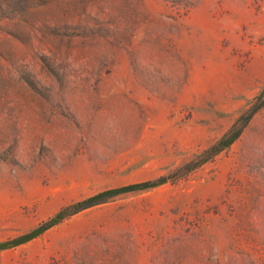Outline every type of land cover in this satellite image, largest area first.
<instances>
[{
    "label": "rangeland",
    "instance_id": "rangeland-1",
    "mask_svg": "<svg viewBox=\"0 0 264 264\" xmlns=\"http://www.w3.org/2000/svg\"><path fill=\"white\" fill-rule=\"evenodd\" d=\"M60 213L0 264H264V0H0V243Z\"/></svg>",
    "mask_w": 264,
    "mask_h": 264
},
{
    "label": "trees",
    "instance_id": "trees-1",
    "mask_svg": "<svg viewBox=\"0 0 264 264\" xmlns=\"http://www.w3.org/2000/svg\"><path fill=\"white\" fill-rule=\"evenodd\" d=\"M238 135H239V132H237L236 134L232 135L230 138H225L224 145H226V146L230 145L238 137ZM151 185H153V184H150L149 182H146V183H135V184H131V185H128V186L111 189V190L102 192L100 194H97V195H95L93 197H90L86 201L81 202L80 203V205H81L80 207L81 208H86V207H90V206L96 205L97 203L102 202L101 199L105 195H116V194H120V193L127 192V191L142 189V188H145V187H148V186H151ZM64 217H65L64 214L60 213L55 218H53L48 224H46V226H44L42 228L34 229L32 232H30L28 234H25V235L13 240V241L1 242L0 243V249H6L8 247H11L12 245H19L21 243L27 242V241L31 240L32 238L38 236L42 232H44L46 229H48L52 225H55V224L59 223L60 221H62V219Z\"/></svg>",
    "mask_w": 264,
    "mask_h": 264
}]
</instances>
